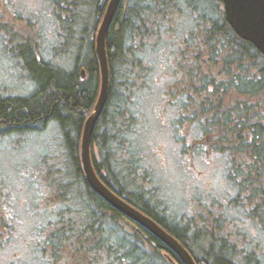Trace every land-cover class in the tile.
<instances>
[{
	"label": "trees",
	"instance_id": "16d2710c",
	"mask_svg": "<svg viewBox=\"0 0 264 264\" xmlns=\"http://www.w3.org/2000/svg\"><path fill=\"white\" fill-rule=\"evenodd\" d=\"M107 1L55 0L58 41L73 66L69 69L52 65L42 56L37 60L27 42L19 48V55L34 90L8 96L0 93V123L9 127H3V131L26 132L49 120L57 124L61 155L56 156V164L40 172L43 182L49 176L66 191L71 179L80 181L83 187L87 185L80 163V138L99 92L93 33ZM186 13L195 18L188 27H184ZM162 42L175 47V58L171 54L163 71L174 77L165 90L164 101L171 95L175 101L180 99L178 111H186L188 121L196 120L207 136L205 151L227 155V177L241 200L237 204L248 218L264 227V55L234 32L225 19L221 0H120L105 38L109 88L91 137L90 147L94 144L100 151L97 159L90 149L93 167L106 183L116 184L118 178H124V183L128 181L131 186L122 185L126 191H139L144 202L134 204L176 237L196 264H238L235 257L239 254L230 229L220 217L204 218L199 213L191 215L185 224L170 218L156 202L147 201L145 169L136 168L126 154L123 131L128 124L130 127L136 123V115L131 114L133 103L136 94L148 87L146 78L152 69L143 55L148 48H157L152 45ZM115 153L119 159H114ZM98 199L101 200L99 196L88 198L87 205L76 208V199L63 201V208L68 206L70 210L65 214L62 211L60 217L75 212V218L73 215L69 219L74 227L68 230L75 232L76 248L88 253L93 247L101 249H97L101 256L113 254L117 264H183L162 241L129 218L125 220L109 204H102L108 210L107 215L102 214ZM108 220L128 225L134 239L130 246L142 250L120 252L118 247L97 241V227L100 225L102 230ZM201 229L210 234L200 236ZM198 240L207 244L199 254L191 246ZM238 251L242 264H264L261 254H255L253 249Z\"/></svg>",
	"mask_w": 264,
	"mask_h": 264
},
{
	"label": "rangeland",
	"instance_id": "374dc122",
	"mask_svg": "<svg viewBox=\"0 0 264 264\" xmlns=\"http://www.w3.org/2000/svg\"><path fill=\"white\" fill-rule=\"evenodd\" d=\"M54 3L55 0H7L6 3L0 0L1 94H29L35 87L30 79L22 75L20 63L16 59L18 42L28 39V43L34 45L32 49H38L42 58L52 65L60 64L69 69L73 66L70 56L66 52L62 53L58 41L57 11ZM91 17L88 20L90 24ZM194 20L191 13H186L184 27H188ZM99 23L100 19L93 36ZM156 45V49L148 48L146 55H143L152 69L146 78L148 87L136 94L133 103L131 114L136 115V123L130 127L128 124L123 131L125 132L123 139L126 140L124 147L127 146L126 154L132 158L136 168L141 166L145 169L146 197L156 202L170 218L183 224L191 215L199 213L204 218L220 217L221 223L226 229H230L232 243L239 254L235 261L242 264L241 252L238 250L251 249L255 254H261L259 257L263 261L264 227L248 218L242 206L237 204L241 203V200L237 197L236 187L227 177L229 165L227 155L219 151H205L207 136L196 120L188 121L186 111L183 113L178 111L180 99L175 101L171 95L170 99H167L168 103L164 101L165 90L170 88L174 77L171 78L169 71L166 73L163 71L166 70V63L172 58L171 54L175 58V47L164 46L163 42L155 43L152 47ZM58 132L57 124L49 120L40 128L27 130L21 134L0 133V181L9 183L11 189L17 191L15 209L19 214L15 225L16 232L20 235H17L18 239L15 241L10 239L8 242L14 241L13 244L17 246L18 251L29 243L25 248L27 251L25 260L30 264H43L36 253L38 244L31 233L38 231L39 227L52 230L51 223L58 216L56 210L58 211L60 207L62 211L66 203L52 199L49 205L34 210L40 202L43 205L49 195L57 194L58 188L55 187L57 182L55 183L49 176L44 185H41L43 178L40 169H49L58 162L56 156L61 155ZM90 149L99 159V148L91 144ZM116 156L115 153L114 159H119ZM70 182L77 202L75 208L84 207L87 205V198H84L83 185L73 179ZM117 182L126 188L129 186L128 181L127 185L124 183V179L118 178ZM18 202L22 205L19 206ZM25 206L28 210H25ZM73 215L75 218V212L70 213L69 217ZM106 224L102 230L99 229L100 225L97 227L99 231L96 233L97 241L103 240L112 248L118 247L116 249L120 252L136 250L139 247L130 246L134 239L132 229L128 225L109 220ZM206 229L210 231L209 228ZM207 230L201 229L200 236L207 237L210 234ZM82 242L86 240L83 239ZM191 246L199 254L206 249L207 244L204 240H198ZM6 247L10 248V245ZM93 248L89 264H117V258L113 254L101 256L98 253L101 249ZM140 250L142 249L138 248L136 251ZM145 252L149 253L147 250ZM0 256H3L0 262L8 260L7 258L4 260V255ZM18 262L21 263V259Z\"/></svg>",
	"mask_w": 264,
	"mask_h": 264
},
{
	"label": "water",
	"instance_id": "95a60500",
	"mask_svg": "<svg viewBox=\"0 0 264 264\" xmlns=\"http://www.w3.org/2000/svg\"><path fill=\"white\" fill-rule=\"evenodd\" d=\"M227 23L242 39L264 55V0H221ZM120 0H108L94 37L99 65V92L92 111L84 121L80 138V163L86 183L110 206L139 224L162 241L183 264H196L189 250L155 220L116 195L97 176L91 159L90 143L95 124L103 111L109 88L105 38Z\"/></svg>",
	"mask_w": 264,
	"mask_h": 264
},
{
	"label": "flooded vegetation",
	"instance_id": "af4514ba",
	"mask_svg": "<svg viewBox=\"0 0 264 264\" xmlns=\"http://www.w3.org/2000/svg\"><path fill=\"white\" fill-rule=\"evenodd\" d=\"M6 1L7 0H4L5 3ZM27 40H24L23 42H18L19 44H17L18 49L16 53L17 54L16 59L20 63L21 71L23 73L22 75L24 77L26 75V69H25V66L23 65L22 59L20 58L19 48L23 46L24 44H26L28 42ZM30 45L33 48L34 46L33 43ZM33 52L35 53L37 60H39L41 55L39 54L38 49L34 48ZM8 95H11V94L8 93L7 96ZM0 125H1L0 133H2V135H5V133L6 134L24 133V131L19 132L15 130L3 131L2 129L3 127H5L6 129L9 127L1 123ZM122 171H123V168H122ZM95 172L97 176L99 177V179L108 188H110L116 195L124 199L127 203H129L133 207L145 213L143 210L138 208L137 205L134 204L136 201L138 202L142 200L139 191L136 193H131L130 191H126L122 185L118 184V182H116V184L115 183L113 184L111 182L106 183L105 181L102 180L98 172L97 171ZM102 174L105 175V172L102 171ZM2 182L3 181H0V255L1 254L4 255L5 256L4 260H6V258L8 260H6L7 262L6 261L0 262V264H30L25 260V254L27 253L25 248L29 245V243L25 248L21 249V251H18L17 246L13 244L14 241L18 239L17 235H20L19 232L18 233L16 232L17 228L15 225V222H17L19 218L18 210L15 209L16 203H17V191L14 189H11L12 186L9 185V183H5V182L2 183ZM45 184L49 186L48 183H45ZM41 185L43 186L44 182ZM55 187L58 188L57 194L54 193V195H49L51 198L49 197L47 200H45L43 205L41 202L40 204H37V207L34 210H37L38 207L40 208L45 205H49L52 199H56L60 202L68 201V200H75L74 198L75 196L71 188L67 191L62 190L60 189V184L58 183L55 184ZM84 188H85L84 195H86L87 199L88 198L90 199L91 197H94V196H99L90 188L88 184L84 186ZM23 199L24 198L22 197V200ZM23 201H24V205H26L27 203H25V200ZM147 201L152 203L151 200L147 199ZM97 202L101 203V205L104 204V206L108 204L102 198L101 200L98 199ZM18 204L19 206L22 205L21 202H18ZM67 207L66 208L64 207L62 210L64 214L70 210V209H67ZM25 210H28V207L25 206ZM62 211L60 210V207L58 211L56 210V212L58 213V216L51 223L52 230L51 229L46 230L45 228L42 229L39 227L38 231H33L31 233V235L33 236L34 239H36V242L38 244L36 245L37 248L35 249L37 251L36 253L40 257L43 264H89L90 262L89 256H91L92 252L88 253L86 249L81 251L80 249L76 248L75 232L73 230H68V228L74 227V224L71 223V221H69L71 217L66 216V215H63L62 217H60V214ZM101 211H102V214H106V215L108 214L107 208L103 207V205L101 206ZM122 217H124L125 220L127 219L128 221H130L128 217L123 214H122ZM66 223L67 225H65ZM10 239H14V241L11 243L8 242ZM7 245H10V248H7L6 247ZM2 257L3 256H0V261L2 260ZM19 259H21V263L18 262Z\"/></svg>",
	"mask_w": 264,
	"mask_h": 264
}]
</instances>
